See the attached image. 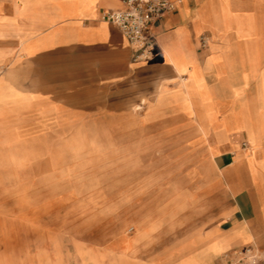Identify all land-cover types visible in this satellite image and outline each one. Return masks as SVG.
Listing matches in <instances>:
<instances>
[{"label": "crops", "instance_id": "0c3cea01", "mask_svg": "<svg viewBox=\"0 0 264 264\" xmlns=\"http://www.w3.org/2000/svg\"><path fill=\"white\" fill-rule=\"evenodd\" d=\"M174 1L156 26L160 48L138 60L103 19L122 0H0V66L26 74L21 92L0 77V119L5 108L71 113L74 129L120 131L147 174L183 178L112 250L115 264L264 256V0ZM65 96L83 99L69 109Z\"/></svg>", "mask_w": 264, "mask_h": 264}, {"label": "rangeland", "instance_id": "374dc122", "mask_svg": "<svg viewBox=\"0 0 264 264\" xmlns=\"http://www.w3.org/2000/svg\"><path fill=\"white\" fill-rule=\"evenodd\" d=\"M24 69L2 65L0 77L25 91ZM32 84L37 88L40 81ZM60 99L71 109L83 98ZM5 110L0 264H115L112 250L136 232L138 220L168 203L174 180H183L147 174V162L120 144V131L107 136L102 129H74L71 113Z\"/></svg>", "mask_w": 264, "mask_h": 264}, {"label": "built area", "instance_id": "2783aa9c", "mask_svg": "<svg viewBox=\"0 0 264 264\" xmlns=\"http://www.w3.org/2000/svg\"><path fill=\"white\" fill-rule=\"evenodd\" d=\"M124 7L105 12L103 19L117 26L127 37L138 60L154 57L161 44L156 35L157 24L177 9L174 0H122ZM208 36L202 37L207 48ZM227 264H264V256L254 247H246L226 257Z\"/></svg>", "mask_w": 264, "mask_h": 264}]
</instances>
